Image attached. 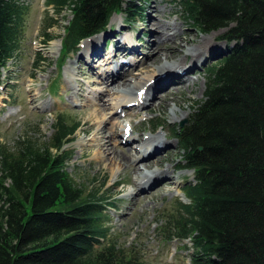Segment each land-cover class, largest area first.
Here are the masks:
<instances>
[{"label":"trees","instance_id":"obj_1","mask_svg":"<svg viewBox=\"0 0 264 264\" xmlns=\"http://www.w3.org/2000/svg\"><path fill=\"white\" fill-rule=\"evenodd\" d=\"M169 1L200 33L223 30L228 46L206 70L205 98L189 122L172 129L194 180L185 183L187 202L159 221L160 232L167 242L189 241L192 264H264V0ZM47 5L68 23L65 59L114 15L139 17L134 0ZM27 11L20 0H0V88L21 51ZM53 128L49 145L26 139L17 151L0 150V264H146L111 242L108 200L82 194L68 172L67 146L80 124L58 115Z\"/></svg>","mask_w":264,"mask_h":264},{"label":"rangeland","instance_id":"obj_2","mask_svg":"<svg viewBox=\"0 0 264 264\" xmlns=\"http://www.w3.org/2000/svg\"><path fill=\"white\" fill-rule=\"evenodd\" d=\"M134 2L136 14L139 15L136 20L128 21L122 15H114L106 31L89 38L94 39L97 36L109 34L105 48L108 50L107 54L117 45L118 39L111 35L115 34V31H119V34H115L116 37H119L121 31L125 33L124 36L130 35L137 40L139 54L136 59L139 62L146 55L147 57L151 56L149 54L156 42L152 35L153 30L162 32L158 26H152V18L162 19L166 25L177 26V30L183 34V39L190 41L187 43L181 39L178 43L185 48L184 52L178 53L173 61L169 59L171 62L160 57V61L155 62L154 67L174 62L176 63L169 64L174 69L185 67L191 61V57L184 58V54L188 50L200 46L203 39H211L214 42L215 38V43L218 45L216 48L218 53L210 58L205 65L199 67L198 72L194 74L191 89L187 85L180 88L179 92L172 93L167 99L153 107L151 112L137 110L141 114L133 115L130 118V123L124 113L119 114L120 118L124 120V125H128L127 134L132 133V137L135 138L130 145L134 147V150L131 148V152L135 158L138 157L136 151L142 146L138 137H167L173 143L172 150L174 151L165 156L161 162H164V166L167 167L169 159L172 158L173 164H170L166 169L174 168L173 165L177 163L184 165V163L179 143L171 134L172 129L178 125L187 124L194 105L205 98L206 70L219 62L226 53L228 44L221 41L223 30L202 34L191 28L187 21L180 16L178 8L172 1L134 0ZM20 3L28 8V14L21 51L4 70V83L0 88V150L17 151L20 147L18 143L26 139H29L37 147L49 145L58 115H62L71 125L80 124L81 128L75 135L74 143L67 146L69 152L72 153L71 161L68 163V172L82 194L100 193L104 199L108 200L106 204L112 208L107 206L109 209L105 212V221L110 229L111 242H116L120 247L132 250L146 264H192V244L189 241L180 242L177 240L167 242L160 232L159 221L168 214H173L177 203L187 202L183 190L186 182L194 180L193 173L184 170L183 167L174 173L182 189L180 193L176 192L177 190L173 186L161 184L159 187L162 189L155 188L157 191L142 195L140 199L134 195V198L128 196L135 190L133 181L136 171H133L131 166L130 168L128 166L119 168L118 165H110L103 158L96 156V148L93 147V141L98 138H104L106 142L111 141L109 129L113 130L114 128L116 131L115 121H113L114 124L109 122L107 128L103 129L105 120L113 115L112 110L108 109L109 107L102 108L100 106L102 105L99 100L100 94L105 91L108 93L106 86L90 85L91 82L100 80V73L108 72L106 67L100 68L98 64L92 65V62H88V59L83 56L84 43L89 39L81 44L76 54L65 59L61 37L64 34V26L68 24L67 21L59 20L57 12L53 7L47 5L46 0H20ZM153 9H155V13ZM52 19L58 20V22H53ZM165 45L168 44L159 45V48H163ZM99 50L101 51V49ZM160 50L158 49V52ZM170 54V52L163 53L165 56ZM137 67L134 75L129 77L130 81L146 79L149 71L148 65L145 64L143 66L145 70L141 71L140 67ZM80 71L86 75H92L93 78L82 76ZM83 82L88 84L84 86ZM121 91L127 92L128 89L123 88ZM116 95L107 94L104 98L105 104L114 103ZM102 109L105 110L102 111ZM173 109L176 110L177 115L172 113ZM158 123L162 124L163 128L155 129L154 126ZM100 129H103V132L98 131ZM116 139L113 140L114 142L111 141L112 151L125 153L130 149L122 147V145H126L124 138ZM150 163L149 169L156 166L153 171L159 170V166L162 165L157 161ZM139 165H142V162H136V169L141 172L143 166ZM142 178L136 180V188ZM2 205L1 202L0 206Z\"/></svg>","mask_w":264,"mask_h":264},{"label":"bare ground","instance_id":"obj_3","mask_svg":"<svg viewBox=\"0 0 264 264\" xmlns=\"http://www.w3.org/2000/svg\"><path fill=\"white\" fill-rule=\"evenodd\" d=\"M155 9H153V12L155 11ZM154 25L158 26V28L162 32L159 33L153 30L152 35H154V38L156 40L154 44L155 47L152 48L151 54H149L151 56L147 57L146 55L144 59L140 60V62L136 59L139 54L137 40H135V38L131 37L130 35L124 36L125 33L121 31L119 37L115 36L116 33L119 34V31H115V34L111 35V37H114L118 40L116 48H112V51L108 54V50H106L105 48L107 45L106 39L109 34H103L101 36H97L94 39L87 40L84 43V51L82 52L85 59H88V62L90 61V63L92 62V65L98 64L100 68L106 67V70L108 71L104 72V74L100 73V80L98 82L95 81L90 83L91 86H106V89L108 90V93H106L107 91H105V93L100 94L101 99L99 97V100L100 103H102V105L100 106L102 108L109 107L108 109L112 110L113 115L105 120L104 123L106 125L104 124L103 129L107 128L109 122L113 123V121H115L116 131H114V128L113 130L109 129V131H111V141H113L117 137L118 139L119 137L120 139L124 138L126 145H122V147H126L127 149L130 148L126 150L125 153H117L116 151H112L113 147L111 148L110 140L106 142L104 141V138H98L97 140L93 141V147L96 148V156L103 158L104 161L109 163L110 165H118L119 168L123 166L126 168L128 166V168H130L131 166L132 170L136 171L134 172L136 177L133 181L135 190L128 196L133 197L134 195V197H136L137 199H140L142 195L145 196L162 189V187H159L161 184L173 186L175 190H177L176 192L180 193L182 189L176 177L174 176V173L178 172V170L182 168L183 165L177 163L176 165H173L174 168L166 169L168 166H170V164H173L172 158L169 159V165L167 167H165L164 162L161 161H163L162 159H164L165 156H167L174 150H172L173 143L170 141V139H167V137L163 138L162 136H158L156 138H152L150 136L144 138H142L141 136L138 137V140L140 141V143H142V146L138 151H136V153H138V157L135 158L131 152L132 149L134 150V147L130 146L131 142L134 141L135 138L132 137V133L127 134L128 125H124V120L120 118L119 114L124 113V116H126V119L130 123V118H132L133 115L137 116L141 114V112L137 110H146L148 112H151V109L153 107H155L163 100L167 99V97L172 93L179 92L180 88L184 86L186 87L187 85L188 88L191 89V87L193 86L192 83L194 82L193 76L198 72L199 67L205 65V63L210 58L218 53V49H216L218 45L217 43H215V38L214 42L211 39H203L200 46L196 45L197 47L194 46V49H190L186 52V54H184V58L191 57V61L185 67L174 69L173 66L169 65L175 64L176 62L166 63L162 66L154 67V63L159 62L160 57L169 62L170 60L173 61V59L177 57L178 53L184 52L185 48L181 46L182 44L180 45L178 43L179 41H181V39L187 43H190L189 40L183 39V34L177 30V26L166 25L164 24L162 19L159 20L157 18H152V26ZM163 44L172 46L167 48L166 46L168 45H165L163 48H159V45ZM99 49H101V51ZM158 49H161L160 52H158ZM164 52H170L171 54L169 56H165L163 55ZM145 64L148 65L149 69V71L147 72L148 75H145L146 79H140V81H130L129 77L134 75L136 67H140V71L142 69L145 70V68L143 67ZM91 72L93 75V68ZM79 73H81L82 76L93 78L92 75H86L81 71ZM83 84L85 86L88 83L83 82ZM123 88L128 89V91H121V89ZM107 94H117L116 101L114 103L108 102V104H105L104 98ZM121 94L124 95L122 96ZM32 102H34L33 99ZM105 109H102V111ZM175 111L176 110L173 109L172 113L177 115ZM103 129H100L98 131L103 132ZM154 136L155 134L153 135V137ZM154 161L162 164L161 166H159V170L153 171L156 166L151 169L148 168L151 164L150 162ZM136 162H142V165H139L143 166L141 172H139L140 170L136 169ZM141 177H143L142 181L137 185L136 188V180L140 179Z\"/></svg>","mask_w":264,"mask_h":264}]
</instances>
